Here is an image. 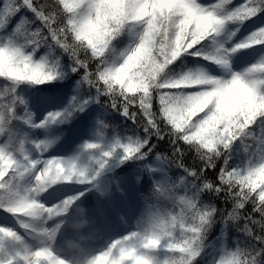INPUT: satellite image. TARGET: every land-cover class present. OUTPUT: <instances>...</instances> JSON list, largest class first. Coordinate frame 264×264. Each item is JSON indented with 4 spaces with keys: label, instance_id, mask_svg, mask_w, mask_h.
<instances>
[{
    "label": "snow or ice",
    "instance_id": "obj_1",
    "mask_svg": "<svg viewBox=\"0 0 264 264\" xmlns=\"http://www.w3.org/2000/svg\"><path fill=\"white\" fill-rule=\"evenodd\" d=\"M222 2L229 3L230 0ZM260 6H264V0H245L228 15L220 16L214 8L204 7L197 0H2L0 29L7 28L15 20L13 32L22 35L24 43L17 45L9 41L0 45V77L12 82L27 80L35 83L55 79L58 75L56 66L49 65L43 59L35 61L31 54L24 51L27 45H33L35 50L54 41L72 56L76 65L73 71L82 67L85 69V81L96 87L101 84L106 86L113 108L122 105L124 114L135 119L136 113L129 109L138 103L146 122V132L151 129L150 135L160 136L163 121L173 142L182 140L189 144L203 164L199 170L185 169L194 178L195 192L178 197L181 204L179 214L158 215L151 230L143 236L132 233L114 241L107 250L89 257L81 245L79 248L73 246L76 242L74 237L82 229L79 225L86 220L85 213L76 208L69 214L83 193L66 197L55 205H45L33 195L60 181L91 182L93 177L89 175L87 167L78 165L72 159L59 157L46 159L38 167L37 161L25 158L21 163L11 152L0 148V207L14 215L30 218L65 216L51 229H34L47 240V243L34 249L24 246L8 250L5 241L21 242V237L15 230L0 226V264H77L85 260L86 264H157L150 253L159 249L162 243L174 253L163 264H192L199 255L203 232L218 211L223 222L234 223L238 231L259 242V246L253 243L248 247L225 250L216 264H262L264 129L254 133L252 126L258 120L264 125V62L248 69L250 73L259 74L257 78L236 73L231 79L222 80L202 73H189L175 80L162 79L166 66L180 53L191 50L199 54L196 46L201 41L217 33L228 21L251 16ZM26 12H30L31 17ZM129 23L143 25L135 46L118 64L108 67L97 65L95 72H89V60L103 57L110 42ZM251 40L264 43V28L259 29ZM247 46L239 44L232 51ZM81 50L85 51L83 57ZM88 50L91 55H88ZM208 58L218 64H227L226 59H218L214 55ZM191 86H198L199 90L184 94L177 91ZM157 100L158 111L154 107ZM9 101L7 106L0 104V130H3L11 112L10 96ZM60 115L59 112L49 113L47 119L55 120ZM246 129L247 135L253 137L251 143H245V151L249 152L247 163L239 167L227 166L225 150ZM146 144L145 139L127 144L118 141L116 146L123 150L122 159H130L138 154L145 155L141 149ZM86 147L95 149L98 145L89 143ZM176 152L181 153V149L177 147ZM111 155V151L103 153L104 157ZM221 155L224 156L225 166L214 177L209 176L207 169L215 167ZM173 161L185 167L181 159L177 161L173 158ZM97 163L103 168L106 161ZM28 171H33L34 184L28 189H18L15 178ZM174 188L175 185H170L158 188V191L176 198ZM205 190L217 195L222 193L221 198L232 201V208L225 211L218 210L214 205H198L194 197ZM249 202L252 211L241 215L240 210L245 209ZM23 226L29 227L27 224ZM61 227H66L73 237L67 242L68 249L79 251V255L71 260L65 259L51 247Z\"/></svg>",
    "mask_w": 264,
    "mask_h": 264
},
{
    "label": "rangeland",
    "instance_id": "obj_2",
    "mask_svg": "<svg viewBox=\"0 0 264 264\" xmlns=\"http://www.w3.org/2000/svg\"><path fill=\"white\" fill-rule=\"evenodd\" d=\"M0 3H2V0H0ZM197 3L207 8H214L220 16H226L244 4L245 0H234L232 3H223L222 0H197ZM15 22L13 20L14 25ZM241 23L239 20H230L214 35L215 56L218 59H226L227 64L200 61L195 68L189 69L187 74L202 73L205 76H212L222 80H229L236 73L257 78L259 74L250 73L248 69L252 65L264 62V46L261 49H255L256 51L252 54L246 53V50L248 47L253 46L251 37L259 29L264 28V15L259 16L255 21ZM129 28L130 39L121 48L120 54L122 56L117 64L135 46L143 31V25L140 23H131ZM11 32L12 28L10 24L7 28L0 29V45L8 43L9 41L13 42L10 39ZM239 44H247L248 46L232 51ZM25 52L31 54L35 61L43 59L48 63L49 58L43 52L41 54H36L35 51ZM80 78L81 76L73 78L71 86L65 89L63 97L53 104H48L47 102L43 104L31 98L32 86L24 87L22 95L27 109L23 113L24 119L22 121L24 123V130L19 136L21 138V142L18 145L19 152L16 153L15 138L10 131L4 136L0 135V148L11 152L21 163H23L25 158L37 161L38 167L42 166L44 160L52 157L72 159L80 166H85V162L87 163L86 166H88L89 159H87V156L89 151L93 149H88L86 147L87 144L95 143L100 147L112 143L117 145L118 141L121 144L133 142L130 136L115 135L114 132L108 131L106 127H103L101 123L102 118L105 114H108V111L106 112L105 107L103 108L100 104L91 108L86 120L87 122L84 125L85 127L82 124L80 126H74L71 137L68 135L70 126L67 128L62 126L59 123V118L55 120L47 119L49 113L56 112L61 113V115L66 113L69 116L70 108L77 102V97L82 89V81ZM196 90H199L198 86H191L182 88L181 92L189 93ZM91 91L96 90L93 88ZM129 111L137 112L136 115L139 114V111L132 108ZM69 121L68 125L70 123ZM149 165L153 178L158 184L167 182L169 179L168 164L161 154L153 156ZM143 173L144 169L140 166L127 171L120 176L119 185L121 191L115 193V195L111 194L110 196H106L104 199V208L101 211L91 214H87V211H84L88 225L82 228L85 231L82 238H78L76 235L74 239L81 245V248L89 257L107 250L114 241L121 240L125 236H129L132 233L143 236L151 230L157 215L149 202H146L140 194L139 186ZM62 183L63 181L57 182L56 185L52 184L48 186L43 192L34 193V198L45 205H55L62 202L66 197L71 196L67 195L66 191L62 189ZM33 184V171H28L22 176L19 182V189L31 188ZM64 219L65 216L63 215L51 218L29 217V222L27 223H32L36 227H39V229H51ZM0 226L15 230L21 237V242L9 240V250L20 249L24 246L34 249L42 243H47L46 238L40 236L39 233L31 237L25 236L23 228L20 229L18 222L10 214L0 213ZM226 234V228L224 227L211 243L212 256L206 264H216L217 259L225 250H231L226 243ZM69 239H73V237L69 234L68 229L61 227L51 242V247L65 259L71 260L74 256L79 255V251L68 249L67 242ZM84 241L86 242L85 246L82 245ZM150 254L157 261V264H163L167 259L162 246L159 249L152 250Z\"/></svg>",
    "mask_w": 264,
    "mask_h": 264
},
{
    "label": "trees",
    "instance_id": "obj_3",
    "mask_svg": "<svg viewBox=\"0 0 264 264\" xmlns=\"http://www.w3.org/2000/svg\"><path fill=\"white\" fill-rule=\"evenodd\" d=\"M234 0H230L229 3H232ZM43 2V0H41ZM51 2V0H49ZM71 2V0H70ZM28 16L31 17L30 12H26ZM264 15V6L258 7L256 13L251 16L239 20L244 24L245 22L255 21L259 16ZM37 24L39 21L36 22ZM131 23L124 25L121 29L120 33L110 42L108 49L105 54L101 58H92L89 60V72H95L97 65H101L103 67H108L117 64L118 60L122 56L120 54L121 48L130 39V26ZM12 28V32L10 34V39L13 40L16 44H23L24 37L20 34H16L13 32L14 24L13 22L10 24ZM35 27V25H33ZM214 35H210L200 42L199 45L196 46L197 52L199 54L193 53L191 50L187 52H182L180 55L172 61L169 65L166 66L165 71L162 73L163 80H175L180 76L186 75L189 69H193L199 62L197 57L201 60L216 62L215 60L209 59V56H215V48H214ZM252 47H248L246 53H253L258 49H261V43H252ZM33 45H27L24 47V51H35L36 54L45 53L49 60L48 64L51 66H56L58 75H56L55 79L48 82L35 83L32 81H20V82H12L7 80L4 77H0V104L8 105L9 96L11 97V112L8 115L7 123L3 126V130H0V135L4 136L8 134L9 131L13 134L15 138L16 144V153L19 152L18 145L21 142V138L19 137L24 130V123L22 121L24 112L27 109L26 102H24V97L22 95L24 87L32 86L31 90V98L36 99L40 103H48L53 104L56 103L57 100L63 97V93L67 87H70L72 84V80L75 77L81 76L82 81V89L78 95L77 102L73 107L70 108L69 116L65 113L59 117V123L62 124L65 128L68 126V121L72 118H76L83 110L84 116L88 115V107L91 105H101L103 108L105 107L106 112L108 114L104 115L102 118V125L106 127V130L114 132L115 135H128L132 138L133 141L136 140H147V144L141 149V152L146 153L145 155H136L130 159H122L124 153L122 148H117L114 143L109 145H103L93 150H90L87 156L89 159L88 166L87 163L84 162L87 167L88 173L92 176L96 171L102 169L99 167L97 161L105 160L106 163L104 167L111 162H118L117 164V174L115 177H111L109 175H105L101 178L99 189L96 191L93 196L89 197L86 201L87 206L93 204V199L98 197L102 199L104 194L110 196L111 194L115 195V192L119 191L118 186V177L124 174L126 171L130 169H134L136 166H141L144 168V173L141 178L139 191L140 194L145 198L147 202L151 205L155 214L161 215L165 213L169 214H179L181 211V204L178 200V197L181 195H192L195 192V184L193 183V177L189 176L185 169L186 168H195L199 170L202 166L203 161L200 160L197 152L190 147L189 144L185 143L182 140H176L175 143L173 139L168 135L167 125L161 121L160 127L162 129L160 136L155 134H149L151 129L148 132L145 131L143 116L141 115V110L139 109L138 103L136 105L131 106L130 108L139 111V114L136 115L135 119L132 116H123L122 114V105L117 108L112 107V98L110 94L106 91V86L100 85V87H96L84 79L85 69L80 67L77 68L76 71H73V68L76 67L72 56L66 52L63 48L57 45L54 41H50L48 44L40 45L33 50ZM256 49V50H255ZM120 54V55H119ZM81 57L85 55V51L81 50ZM88 55H91L90 50H88ZM102 62V64H101ZM60 66V68H58ZM95 89L96 91H91V89ZM11 90V91H10ZM181 92L180 90H177ZM184 94L183 92H181ZM84 101H87L84 103ZM155 110H159L158 100L154 102ZM83 116V117H84ZM85 117L83 120H85ZM264 129V125H261L259 120L256 124L252 126V131L259 132ZM69 133L72 131V127L70 126L68 129ZM248 130L246 129L244 133L241 134V137L234 141L230 147L225 150L228 155L227 166L230 167H239L243 166L247 163L249 158V152L245 151V143H251L253 137L247 135ZM264 134V131H262ZM179 147L181 149V153H177L176 149ZM106 151H111L112 155L110 157H104L103 153ZM161 154L167 162V168L169 172V179L165 183L157 184L153 179V176L149 172V162L151 158L156 155ZM175 158L177 161L181 159V162L185 167H180L177 163L173 161ZM225 166L224 156L221 155L216 160V165L213 168L207 169V173L209 176L214 177L219 169ZM103 167V168H104ZM22 176H17L15 178V183L19 189V182ZM88 183V182H85ZM57 184V183H56ZM55 184V185H56ZM170 185H175L174 192L176 193V198L169 194L162 193L158 191V188H166ZM62 189L67 191L68 195H77L78 193H85L84 186H62ZM222 193L217 195L209 191H201L196 193L194 199L196 203L201 206L206 205H214L218 210L224 209L227 211L232 208V201L225 200L222 197ZM80 197V196H79ZM0 209L5 210V208L0 207ZM6 211V210H5ZM252 211V205L249 202L245 205V209L240 210L241 215H246L247 212ZM2 211H0L1 213ZM253 215H259V213H253ZM16 220L22 224V217L14 215ZM258 219V217H256ZM26 220V219H25ZM227 228V244L233 250L237 247H248L250 244H257L259 246V242L251 240L247 235L241 231H238L236 225L232 222L225 223L221 219L220 212L218 211L213 221L205 228L203 232V241L201 244V248L199 251V255L194 258L192 264H206L209 258L212 256L211 248L208 245L211 241L219 234L221 227ZM179 233H177V237ZM6 248L9 250L10 242L9 240L5 241ZM163 252L169 258L174 255V253L167 250L165 244L162 243ZM263 263V261H262Z\"/></svg>",
    "mask_w": 264,
    "mask_h": 264
},
{
    "label": "clouds",
    "instance_id": "obj_4",
    "mask_svg": "<svg viewBox=\"0 0 264 264\" xmlns=\"http://www.w3.org/2000/svg\"><path fill=\"white\" fill-rule=\"evenodd\" d=\"M87 225H88V221H87V220H83V221L80 223L79 227H80V228H83V227H86ZM73 246L76 247V248H79V247H80V244L74 242V243H73ZM77 264H86V260H85V261H78Z\"/></svg>",
    "mask_w": 264,
    "mask_h": 264
}]
</instances>
